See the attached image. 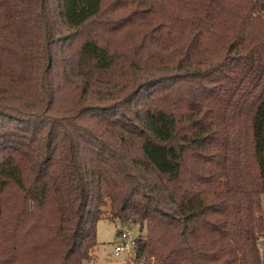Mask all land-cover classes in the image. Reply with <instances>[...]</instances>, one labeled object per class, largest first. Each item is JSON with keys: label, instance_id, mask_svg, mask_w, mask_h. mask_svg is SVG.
I'll return each mask as SVG.
<instances>
[{"label": "trees", "instance_id": "1", "mask_svg": "<svg viewBox=\"0 0 264 264\" xmlns=\"http://www.w3.org/2000/svg\"><path fill=\"white\" fill-rule=\"evenodd\" d=\"M103 207L264 264V0H0V264H89Z\"/></svg>", "mask_w": 264, "mask_h": 264}, {"label": "rangeland", "instance_id": "2", "mask_svg": "<svg viewBox=\"0 0 264 264\" xmlns=\"http://www.w3.org/2000/svg\"><path fill=\"white\" fill-rule=\"evenodd\" d=\"M120 230H128L136 237L139 226L122 224L110 215L108 207H103V215L96 225V245L89 264H132L125 251H121L119 255L114 254L115 245L122 241L118 234Z\"/></svg>", "mask_w": 264, "mask_h": 264}, {"label": "built area", "instance_id": "3", "mask_svg": "<svg viewBox=\"0 0 264 264\" xmlns=\"http://www.w3.org/2000/svg\"><path fill=\"white\" fill-rule=\"evenodd\" d=\"M118 234L122 241L115 245L114 254L119 255L121 251H125L132 264H144V261H135L133 259L135 237L128 230H120Z\"/></svg>", "mask_w": 264, "mask_h": 264}]
</instances>
